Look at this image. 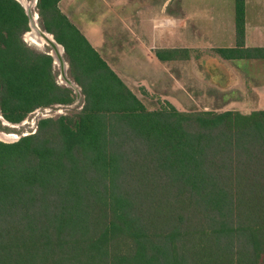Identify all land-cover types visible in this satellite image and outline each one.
Here are the masks:
<instances>
[{"label": "trees", "instance_id": "trees-1", "mask_svg": "<svg viewBox=\"0 0 264 264\" xmlns=\"http://www.w3.org/2000/svg\"><path fill=\"white\" fill-rule=\"evenodd\" d=\"M38 0L85 104L36 132L0 139V264H264V109H149L61 10ZM245 47V0H235ZM29 17L0 0V112L70 104L51 55L23 39ZM185 50L159 49L160 60Z\"/></svg>", "mask_w": 264, "mask_h": 264}, {"label": "crops", "instance_id": "crops-1", "mask_svg": "<svg viewBox=\"0 0 264 264\" xmlns=\"http://www.w3.org/2000/svg\"><path fill=\"white\" fill-rule=\"evenodd\" d=\"M173 1H161L156 6L157 11L147 9L152 18L148 22L146 33L151 36V44L154 45L152 47L185 50L184 56L160 60L156 55V49L155 53L152 52L153 55H150L151 58L159 64L171 65L169 75L175 85L179 84L188 92L190 89L186 86L198 91L195 96L201 100L198 105L205 107L200 110H242L241 108L247 106L252 107L250 111L264 109V87L257 86L258 83L248 78L244 71L247 61L254 63L264 58H226L219 51L237 46L235 0H227V4L224 3L225 0L202 4H194L186 0L184 8L175 5L173 11L169 12L168 8ZM63 4L64 0H61L59 6L70 18L72 14L64 9ZM226 6L230 9L227 23L224 22ZM160 11L167 14L165 20L156 17ZM79 17L80 15L76 14L75 25L114 69L113 64L108 60L109 56H104L102 49L105 44L99 38L97 27L86 25L78 20ZM160 20L167 23H159ZM159 29L163 30L159 32ZM141 42V47L144 49L146 43ZM244 45L264 47V0H245ZM118 75L120 76L119 73ZM226 91L239 92L234 96H227L223 94ZM188 94L193 99V95ZM224 101L226 103H223ZM169 102L182 110L181 103L177 99L170 98Z\"/></svg>", "mask_w": 264, "mask_h": 264}, {"label": "rangeland", "instance_id": "rangeland-1", "mask_svg": "<svg viewBox=\"0 0 264 264\" xmlns=\"http://www.w3.org/2000/svg\"><path fill=\"white\" fill-rule=\"evenodd\" d=\"M161 1L163 0H64L63 7L72 14L70 20L74 24H76L77 21L76 14H79L80 17L78 20L83 21L86 25L97 27L99 38L103 40L105 44L102 49L104 56H109L108 60L113 64L114 69L145 103L147 108L158 109L160 107H166L169 105V99L174 98L181 103L182 107L180 108H182V110H200L205 107L198 105V103H201V100L195 97L198 91L192 90L189 86H186V88L190 89L188 92L179 84L175 85L169 75L171 65L169 63L159 64L151 58L153 55L152 52L155 53L158 46L152 47L154 45L151 44V36L146 33L149 25L148 22L152 18V16H149L148 10L157 11L156 6L157 4L159 5ZM187 1L193 2L194 4H202L215 0ZM185 2L186 0H174L170 8H168L169 12L173 11L175 5H181L182 7L180 8H184ZM226 2L227 0H225L224 3L227 4ZM180 8H178V10ZM224 10L226 11L224 22L227 23L230 9L226 6ZM36 11L39 13L38 0ZM156 17L165 20L167 14L160 11V14L156 15ZM40 23L41 27L44 28L42 18L40 19ZM159 23H167V21L161 22L160 20ZM162 30L163 29H159L158 31L161 32ZM25 34L23 39L26 38ZM141 41L146 43L144 49L141 47ZM27 45H31V48L40 52L49 49V45H46L44 48L38 47L32 43L29 44V42ZM149 45L151 46L149 47ZM64 57L69 61L66 53H64ZM262 62H264V60L254 63L247 61L244 66L247 77L252 79L253 82H257V86L260 87H264V63ZM54 73L57 81L61 85L69 87L66 83L61 82L58 64L54 65ZM68 75L74 79L71 73V67L68 68ZM69 88L75 93V100L72 104L66 106L56 105L41 110H35L19 124L6 123L0 112V139L6 141L36 132L38 129V122L43 117L57 119L62 115L75 116L85 104L84 95H78L72 87ZM238 92L239 91H226L223 94L234 96ZM188 93L193 95V99H191L192 96L189 97ZM223 103H226V101ZM241 109L240 111L245 113L249 112L252 107L247 106Z\"/></svg>", "mask_w": 264, "mask_h": 264}, {"label": "water", "instance_id": "water-1", "mask_svg": "<svg viewBox=\"0 0 264 264\" xmlns=\"http://www.w3.org/2000/svg\"><path fill=\"white\" fill-rule=\"evenodd\" d=\"M22 5L23 7L25 8V11L29 17V26H30V29L28 30L31 34L30 36H32L34 39H38V40H44L46 39V41L49 42V44L52 46V48L55 50V52H49L48 50L47 51H42V52H45L49 55L52 56L53 58V65H57L59 66L60 68V78H61V81L63 80L64 83L67 84V86L69 87H72L77 93L78 95L81 94V95H84V93L82 92V87L76 82L75 79H72L69 75H68V68L70 67V63L67 59H65L64 56H61L60 52H59V46L62 47L64 53H66L65 51V48L64 46L59 43L56 38L54 37V35L52 33H50L49 31H47L45 28H42V27H37V29H35V19H34V16H33V12H32V8L30 6H26L24 4V2L22 0H18ZM37 3V2H36ZM49 34H51V37L49 36ZM24 37V36H23ZM24 40L26 41V39L24 38ZM42 46H43V42H42ZM44 47V46H43ZM45 50V49H43ZM74 102V101H73ZM72 102V103H73ZM70 103V104H72ZM84 103H85V95H84ZM58 106H66V105H69V104H56ZM54 105V106H56ZM52 107V106H50ZM43 108H39L37 110H41ZM2 118L5 120V122H7L8 124H19V123H12L8 120H6L3 115H2ZM45 118V117H43ZM20 138V137H19ZM19 138H15V139H11V140H6V142H13V141H17ZM2 140V139H1ZM5 141V140H3Z\"/></svg>", "mask_w": 264, "mask_h": 264}, {"label": "bare ground", "instance_id": "bare-ground-1", "mask_svg": "<svg viewBox=\"0 0 264 264\" xmlns=\"http://www.w3.org/2000/svg\"><path fill=\"white\" fill-rule=\"evenodd\" d=\"M23 2H24V4L26 5V6H30L31 8H32V12H33V16H34V19H35V24H36V26H35V29H37V27L39 28V27H41V23H40V14L36 11V6H37V0H22ZM30 32L28 31V32H26V34H25V39H26V42L28 43L29 42V44H34V45H36V46H38V47H42V48H44V47H46V45H49V49H47L49 52H55V50L52 48V46L49 44V42L48 41H46V39H44V40H36V39H34L32 36H30ZM49 36L51 37V34H49ZM42 42H43V46H42ZM31 46V45H30ZM59 52H60V54H61V56H64V51H63V49H62V47L61 46H59ZM61 82H63V80L61 81ZM4 120V119H3ZM5 121V120H4ZM7 123V122H6Z\"/></svg>", "mask_w": 264, "mask_h": 264}]
</instances>
